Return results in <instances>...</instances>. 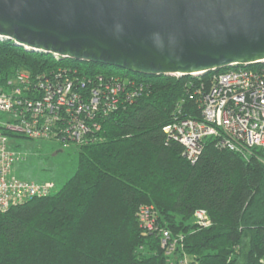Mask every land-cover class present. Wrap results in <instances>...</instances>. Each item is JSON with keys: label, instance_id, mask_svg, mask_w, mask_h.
Returning a JSON list of instances; mask_svg holds the SVG:
<instances>
[{"label": "trees", "instance_id": "trees-1", "mask_svg": "<svg viewBox=\"0 0 264 264\" xmlns=\"http://www.w3.org/2000/svg\"><path fill=\"white\" fill-rule=\"evenodd\" d=\"M60 65L127 73L149 87L136 102L101 116L98 139L80 145L77 170L59 190L0 210V264H169L158 233L139 225L143 204L155 206L161 228L184 235L185 251L200 264H262L259 153L220 149L211 136L191 163L164 131L180 116L202 119L194 91L208 75H145L55 58L0 39V85L21 69L40 72ZM200 208L211 217L208 227L194 222Z\"/></svg>", "mask_w": 264, "mask_h": 264}, {"label": "built area", "instance_id": "built-area-1", "mask_svg": "<svg viewBox=\"0 0 264 264\" xmlns=\"http://www.w3.org/2000/svg\"><path fill=\"white\" fill-rule=\"evenodd\" d=\"M191 75L199 79L208 75L194 91L202 119L177 117L164 127L167 139L180 143L182 156L191 163L199 159L205 138L211 136L220 149L244 156L257 151L264 162V60ZM148 87L149 82L127 73H90L74 65L40 72L18 70L0 85V111L8 113L6 120H0V210L52 194L56 187L53 181L39 183L13 173L14 162L22 157L10 150L8 132L87 144L98 139L102 115L136 102ZM157 215L151 204L137 211L140 227L160 236L168 263L200 264L185 251L184 235L161 228ZM194 222L200 227L212 224L204 208L194 212Z\"/></svg>", "mask_w": 264, "mask_h": 264}, {"label": "water", "instance_id": "water-1", "mask_svg": "<svg viewBox=\"0 0 264 264\" xmlns=\"http://www.w3.org/2000/svg\"><path fill=\"white\" fill-rule=\"evenodd\" d=\"M0 39L145 75L264 60V0H0Z\"/></svg>", "mask_w": 264, "mask_h": 264}, {"label": "rangeland", "instance_id": "rangeland-1", "mask_svg": "<svg viewBox=\"0 0 264 264\" xmlns=\"http://www.w3.org/2000/svg\"><path fill=\"white\" fill-rule=\"evenodd\" d=\"M7 118L8 113L0 111V120ZM8 138L10 150L22 157L13 164V173L18 178L39 183L53 181L56 185L55 191H57L75 174L79 161L80 144L73 141L33 139L9 132ZM261 263L264 264V261Z\"/></svg>", "mask_w": 264, "mask_h": 264}]
</instances>
